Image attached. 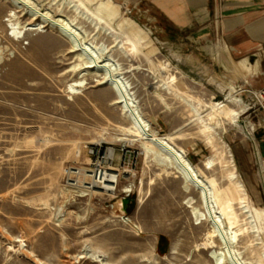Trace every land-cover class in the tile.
<instances>
[{
    "label": "rangeland",
    "instance_id": "374dc122",
    "mask_svg": "<svg viewBox=\"0 0 264 264\" xmlns=\"http://www.w3.org/2000/svg\"><path fill=\"white\" fill-rule=\"evenodd\" d=\"M99 1L0 0V264H216L211 252L222 244L214 237L217 247H203L213 226L195 215V208L204 211L198 189L138 137L132 109L223 198L236 164L253 217L234 203V257L264 264V228L255 213L264 211L256 154L259 147L264 155V31L253 37L262 44L247 53L229 43L243 38L247 24L264 22V3L249 4L259 15L232 17L224 9L215 18L219 31L201 34L193 25L169 41L128 0H112L115 18L97 11ZM48 18L77 30L93 56H81ZM122 18L145 37L136 39ZM92 58L113 68L86 67ZM238 61L259 70L245 77ZM114 68L133 107L104 81ZM213 102L237 112L241 123L217 115ZM93 148L116 173L115 189L96 187L85 171L77 178L83 187L70 185L66 169L90 167ZM216 204L226 218L229 208Z\"/></svg>",
    "mask_w": 264,
    "mask_h": 264
},
{
    "label": "bare ground",
    "instance_id": "6f19581e",
    "mask_svg": "<svg viewBox=\"0 0 264 264\" xmlns=\"http://www.w3.org/2000/svg\"><path fill=\"white\" fill-rule=\"evenodd\" d=\"M100 2V1H99ZM103 11L109 17H117L119 15V7L118 5L112 1V0H103L99 3V7L97 11ZM100 12V13H101ZM102 14V13H101ZM44 18L47 19L46 15L43 14ZM43 18V21H45ZM121 25L128 26L130 28L134 27V24L132 23L131 19L128 18H122L121 19ZM48 23L59 26L60 32L66 36L69 41L72 43V48L77 49L80 51V55H87V56H93V52L90 49V45L87 46L83 42L80 41V34L77 32V30L73 29L68 23H63L60 18L58 19H51L48 18ZM126 27V28H128ZM29 28H36V27H27L25 29ZM125 28V29H126ZM129 29V28H128ZM23 31L19 30L18 32L21 33ZM130 32V31H129ZM131 33L134 34V37L136 39L141 40L145 36L143 35V32L138 27H134L131 29ZM86 43V41H85ZM87 57V58H89ZM90 57V58H91ZM91 60V59H90ZM242 70L243 75L246 77L248 74L256 71L257 64L251 68L245 66L243 63L239 62L237 63ZM113 64L100 60V59H94L92 58L91 61H88L86 63V67L93 68V69H108L110 70L113 68ZM114 74L106 75L104 81L110 83L112 87L116 90L117 96L119 98L120 102H125L126 106H129V108L132 106L133 103H131L129 99V92L126 86L124 85V81H122L119 77V73L117 72V69L114 68ZM107 73V74H108ZM106 74V72H105ZM124 82V83H123ZM84 84V80H78L70 85V88L72 91H76V86H81ZM229 101V100H228ZM233 101V100H232ZM226 104V103H225ZM224 104H221L220 102H213L212 107L214 109V112L219 114H224L225 116H233L230 117V119L235 123H241L237 119L238 113L235 111H229L226 109ZM135 107V106H134ZM133 111V124L137 131V135L139 138L148 139L151 143L155 144L160 151H162L164 154L168 156L169 161L178 169V171L181 173L184 181L187 184H190L198 189L199 192V198L202 203V206L204 207V211H199L195 208V215L198 218V221H202L203 219H208L212 226L213 230L208 234V239L203 242L204 248H215L217 247V242L214 237H217L219 242L222 244V247L220 249H213L211 252V256L215 259L216 264H225L229 261H234L235 257V249H234V243L238 240V233L236 230H233L236 222V211H234V203L238 202L239 207L242 209V212L246 214L248 218H252V212L250 210L251 206L249 204V196L247 192L246 185L241 178L240 174L236 171V164L232 162L233 169L228 174V181L230 182L229 189L227 192L226 198H223L222 194L219 192H216L215 189L212 187V185L209 183L208 179L204 176V174L199 170L198 166L195 165L182 150L177 149L175 146L171 144V142L168 141V139L164 136H157L155 133H150L149 130V124L146 120H144L139 115H136L135 109H132ZM231 112V113H230ZM212 116V120H214L216 117L214 115ZM244 123V122H243ZM238 125V124H237ZM241 131V130H240ZM243 131V129H242ZM233 161V160H232ZM204 166L206 168L212 167L211 161L207 160L204 162ZM104 183L101 188H104L106 190H113L115 189L114 183L118 182L117 175L115 173L105 171L104 173ZM97 187V186H96ZM78 190V189H77ZM71 191V190H70ZM81 192V191H80ZM81 194V193H80ZM221 199V200H219ZM222 201L224 205H226L227 208H229V212L225 218L224 214L222 212H219L217 210V202ZM256 215L260 218L262 222L261 228H264V211L257 209L255 211ZM228 222V225H227ZM87 252V251H86ZM89 252V251H88ZM95 254V253H94ZM93 254V255H94ZM90 255V254H88ZM99 255V254H98ZM236 255V254H235ZM85 252H82L77 255V257H85ZM96 256V254H95ZM94 258V257H93ZM238 258V257H237ZM236 260V259H235ZM100 261V260H99ZM237 261V260H236ZM235 262V261H234ZM231 263V262H230ZM233 263V262H232ZM231 263V264H232ZM110 264V263H108ZM236 264V262L234 263ZM237 264H245L241 261V259L238 258Z\"/></svg>",
    "mask_w": 264,
    "mask_h": 264
},
{
    "label": "crops",
    "instance_id": "0c3cea01",
    "mask_svg": "<svg viewBox=\"0 0 264 264\" xmlns=\"http://www.w3.org/2000/svg\"><path fill=\"white\" fill-rule=\"evenodd\" d=\"M221 1L226 3L221 5ZM128 2L137 8L136 13L149 21L162 38L171 41L176 36L190 31L193 25L197 26L196 32L201 34L211 33L216 29L219 31V24L215 18H218L224 9L226 15L232 17L259 15L256 12L257 9L250 8L249 4L260 2L262 5L264 0H128ZM236 27V23H233L227 30ZM235 31L231 33H236ZM243 31L242 39L232 38L233 40L229 41L235 51L247 53L262 44L263 38L254 42L253 37L264 31V22L247 24ZM256 61L259 62V60Z\"/></svg>",
    "mask_w": 264,
    "mask_h": 264
},
{
    "label": "built area",
    "instance_id": "2783aa9c",
    "mask_svg": "<svg viewBox=\"0 0 264 264\" xmlns=\"http://www.w3.org/2000/svg\"><path fill=\"white\" fill-rule=\"evenodd\" d=\"M99 152H100L99 149H96V148H93L90 150V155L95 157V160L91 163L90 167L84 170L83 168H70V167L66 169L67 177H69V179L72 180L70 185H74L78 187L79 189L80 187H83V185L81 184V182H79V180H77V178H79L80 176H84L83 171H85V172H88L86 173L85 177L89 178L94 184H96V186L98 187L101 186V183H103L104 181L105 171H109L110 169L109 167H106V165L102 163L101 160H99L100 158ZM256 154H257V159H258V168H259L258 172L260 175L261 183L263 184V187H264V155L260 152L259 147L257 148ZM103 157H105V155ZM107 157L109 159L111 158V162H112V157H109V156ZM73 176L75 177L74 180H73ZM92 182L90 183L89 187H92Z\"/></svg>",
    "mask_w": 264,
    "mask_h": 264
}]
</instances>
